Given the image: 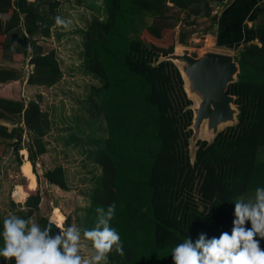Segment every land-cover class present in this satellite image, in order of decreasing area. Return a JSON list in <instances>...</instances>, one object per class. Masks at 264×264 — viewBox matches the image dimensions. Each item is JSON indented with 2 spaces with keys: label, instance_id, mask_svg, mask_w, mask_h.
<instances>
[{
  "label": "trees",
  "instance_id": "trees-1",
  "mask_svg": "<svg viewBox=\"0 0 264 264\" xmlns=\"http://www.w3.org/2000/svg\"><path fill=\"white\" fill-rule=\"evenodd\" d=\"M222 1L102 0L106 18L92 20L84 33L82 64L102 83L91 89V97L98 100L94 110L107 129L93 150V162L102 174L86 220L88 228L94 227L95 209L116 203L111 226L120 235L124 255L111 252L110 264H173L172 248L185 237L194 242L199 234L206 238L230 234L235 200L264 187V3L252 13V20L259 17V22L248 27L243 25L246 12L236 11L234 18L212 15V6H221ZM59 5V1L49 3L44 12L39 9L41 2L0 0V51L12 58L29 55L30 85L51 87L61 79L54 51L33 52L34 36L49 37ZM181 14L189 26L200 16L209 18L205 32L216 26L217 43L239 49L234 56L237 82L227 91L236 98L238 123L222 130L211 143L198 141L193 161L192 101L176 65L158 62L174 50L168 35L181 22ZM177 42L187 45L185 31L179 32ZM18 79L16 70L0 68V91L6 92L3 87ZM13 85L9 92L14 96L0 94V120L17 126L8 130L0 125V137L11 141L9 146L17 154L25 134L18 125L23 123L27 130L31 163L18 161L26 184L16 186L27 196L22 218L29 219L41 203L35 167L37 158L46 153L43 138L50 122L36 102L26 104L21 99L19 84ZM43 178L67 190L62 167L46 171ZM49 221L69 225V218L41 217L38 222L43 227ZM245 226L250 228V222ZM2 228L0 219V232ZM260 246L264 249V240ZM0 264L14 261L0 258Z\"/></svg>",
  "mask_w": 264,
  "mask_h": 264
},
{
  "label": "rangeland",
  "instance_id": "rangeland-1",
  "mask_svg": "<svg viewBox=\"0 0 264 264\" xmlns=\"http://www.w3.org/2000/svg\"><path fill=\"white\" fill-rule=\"evenodd\" d=\"M27 1L31 4L41 2L42 6L39 9L44 12L48 11L49 3L59 1L60 5L55 10V17L59 15L73 21L70 30L55 24L50 29L49 37L34 36L37 49L33 52L37 51L41 54L55 52L62 75L61 79L51 87L27 83L28 76L33 71V67L29 64V55L12 58L5 51H0V68L14 69L19 77L17 81H12L3 87L7 93L0 91V94L14 96L13 92L9 91H13V84H19L21 99L26 104L30 101L36 102L50 122L49 131L43 138L46 153L37 158L35 167L41 203L39 211L29 219L38 222L41 217L60 221L69 218V225L76 224L82 229L88 228L86 211L96 182L102 174L101 168L93 162V150L106 137L107 129L104 118L94 110L98 100L91 97V89L100 87L102 83L83 68V41L84 33L91 21L94 19L102 21L106 18L103 3L102 0ZM232 1L229 0L228 3ZM225 6L227 5L220 7L218 13L214 14L216 6L213 5L212 15L219 18L218 14H221ZM179 18L181 22L168 35L169 43L175 46L170 54H179L180 50L186 47L191 50L193 56L204 51L237 55L239 49L230 50L217 43L216 26L205 32L211 25L209 18L200 16L195 19L193 26L187 25L185 14H181ZM192 19L193 16L190 20ZM145 22L151 24L152 19L146 17ZM182 30L187 33L186 46H181L177 42L178 34ZM16 35L17 32L13 34ZM176 64L178 66V63ZM1 121L8 130L17 126L15 122ZM18 126L27 133L23 123ZM27 135H23L17 154L9 146L11 141L0 137V219L2 221L9 214L22 217L26 212L23 204L27 196H14L13 191L18 183L26 184L25 178L20 173L21 165L18 161L31 163L28 159ZM193 153L194 151L191 150L192 161ZM58 166L64 169L67 190L48 184L43 178L46 171ZM252 195L254 192L248 193L247 197L243 196V198L247 199Z\"/></svg>",
  "mask_w": 264,
  "mask_h": 264
},
{
  "label": "clouds",
  "instance_id": "clouds-1",
  "mask_svg": "<svg viewBox=\"0 0 264 264\" xmlns=\"http://www.w3.org/2000/svg\"><path fill=\"white\" fill-rule=\"evenodd\" d=\"M54 21L65 30L73 24L72 19L59 15ZM12 47L14 50L15 44ZM234 203L231 233L212 238L199 234L194 242L185 237L172 248L173 264H264L260 246V240H264V187H256L254 195L240 197ZM116 209L115 202L98 206L94 227L83 229L52 221L42 227L34 220L9 214L0 232V258L14 264H110L111 252L124 255L120 235L111 226ZM246 222H250V228Z\"/></svg>",
  "mask_w": 264,
  "mask_h": 264
},
{
  "label": "water",
  "instance_id": "water-1",
  "mask_svg": "<svg viewBox=\"0 0 264 264\" xmlns=\"http://www.w3.org/2000/svg\"><path fill=\"white\" fill-rule=\"evenodd\" d=\"M171 61L178 68L184 81V90L192 101L193 113L189 150H197L202 139L211 143L227 127L238 123L236 98L228 94L229 85L237 82L239 66L234 56L205 51L193 56L189 48L179 54L161 56L158 62ZM195 104V105H194Z\"/></svg>",
  "mask_w": 264,
  "mask_h": 264
},
{
  "label": "crops",
  "instance_id": "crops-1",
  "mask_svg": "<svg viewBox=\"0 0 264 264\" xmlns=\"http://www.w3.org/2000/svg\"><path fill=\"white\" fill-rule=\"evenodd\" d=\"M263 3H264V0H233L230 3L227 2L225 4L227 6H225L223 11L221 12V14L219 13L218 15H220L219 17L234 18L236 11L246 12V16L243 20V25H247L248 27H251V26L255 25L256 22L258 23L260 20L259 17H257L256 20H252L253 19L252 13L259 6H263ZM210 37L212 38V36H210ZM227 49H230V48H227ZM230 50H233V49H230ZM2 123L3 122L0 120V125H2ZM26 134L27 133H25V135ZM27 137H28V135H27ZM23 196H25V195H23ZM248 197H251V196H248Z\"/></svg>",
  "mask_w": 264,
  "mask_h": 264
},
{
  "label": "bare ground",
  "instance_id": "bare-ground-1",
  "mask_svg": "<svg viewBox=\"0 0 264 264\" xmlns=\"http://www.w3.org/2000/svg\"><path fill=\"white\" fill-rule=\"evenodd\" d=\"M181 50H183V48H182ZM181 50H180V52H181ZM204 52H205V51H204ZM176 63H178V62H176ZM176 65H177V64H176ZM202 138H205L203 132H202ZM13 195H14V196H22V195H23L22 192L20 191V189H19L18 186H15V187H14Z\"/></svg>",
  "mask_w": 264,
  "mask_h": 264
},
{
  "label": "built area",
  "instance_id": "built-area-1",
  "mask_svg": "<svg viewBox=\"0 0 264 264\" xmlns=\"http://www.w3.org/2000/svg\"><path fill=\"white\" fill-rule=\"evenodd\" d=\"M228 1H229V0H223L221 6H216V11L213 12V13H214V14H217V13H218L217 11L220 9V7H222L223 5H225Z\"/></svg>",
  "mask_w": 264,
  "mask_h": 264
}]
</instances>
